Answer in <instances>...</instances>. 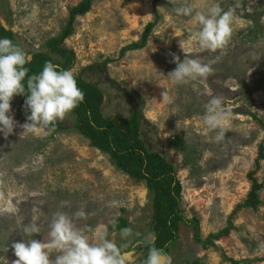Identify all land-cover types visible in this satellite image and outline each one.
I'll use <instances>...</instances> for the list:
<instances>
[{
  "label": "rangeland",
  "instance_id": "1",
  "mask_svg": "<svg viewBox=\"0 0 264 264\" xmlns=\"http://www.w3.org/2000/svg\"><path fill=\"white\" fill-rule=\"evenodd\" d=\"M82 2L0 0V25L31 62L38 52L59 66L65 59L52 54L47 42L62 34ZM211 2L93 0L87 13L75 17L63 47L75 56L76 78L102 91L103 116L121 121L140 110V139L175 170L181 187L178 230L163 247L171 264H264V0H215L234 13L230 42L212 52L191 40L184 52L180 41L195 29L190 17L175 10H206ZM149 24L146 44L121 53L142 43ZM175 56L198 59L213 72L206 80L177 85L167 77L177 67ZM23 97L11 102L13 134L0 133V264L18 259L12 243L24 241L27 225L39 227L34 239L49 242L57 212L72 216L90 238L89 228L100 227L122 246L127 264L139 263L148 252L145 240L155 233L159 246L162 232L147 180L130 177L81 135L72 113L57 123L66 131L22 137L28 122L20 112ZM216 97L229 114L220 142L203 120L205 105ZM255 192L258 203L247 205ZM80 210L86 216L75 218ZM122 220L132 230L126 238L112 230Z\"/></svg>",
  "mask_w": 264,
  "mask_h": 264
},
{
  "label": "clouds",
  "instance_id": "2",
  "mask_svg": "<svg viewBox=\"0 0 264 264\" xmlns=\"http://www.w3.org/2000/svg\"><path fill=\"white\" fill-rule=\"evenodd\" d=\"M175 11L177 15L190 17L189 23L195 29L188 34L186 40L180 41L184 52L185 43L191 40L197 41L202 49L212 52L223 49L230 42L234 13L232 10L222 9L215 0H212L206 10L184 6ZM31 59L11 39L0 38V133L5 138L13 134L16 127L11 115V102L17 95L27 97L26 106L30 112L28 122L22 126V137L38 130L55 131L56 124L84 100V93L77 84L75 68L62 69L48 61L39 74L29 76L26 65ZM174 62L177 67L167 77L177 85L206 80L213 72L209 64L188 56L183 61L175 56ZM162 95L163 100L168 97L167 92ZM222 105L221 98L210 99L205 105L203 116L207 128L216 133V142L224 140L229 116ZM74 215L75 218H84L86 213L80 210ZM88 231L94 232V236L90 238L78 229L74 218L63 212H57L53 216L49 232L51 240L47 243L33 238L40 233L36 224L27 225L23 229L24 241L12 243L14 254L18 258L14 264H127V253L122 251V246L108 238L106 231L100 227L89 228ZM131 231L130 228H124L121 236L126 238ZM156 239V234L151 233L145 240L148 247L145 264H171V258L164 248L156 246ZM53 253L60 254L53 260Z\"/></svg>",
  "mask_w": 264,
  "mask_h": 264
},
{
  "label": "trees",
  "instance_id": "3",
  "mask_svg": "<svg viewBox=\"0 0 264 264\" xmlns=\"http://www.w3.org/2000/svg\"><path fill=\"white\" fill-rule=\"evenodd\" d=\"M92 2L93 0H83L72 11L69 24L62 34L47 42V48L52 54L59 55L65 59V63L59 65L62 69H71L75 63L74 54L63 47V41L69 35L75 17L87 13L90 10ZM152 27V24L148 25L142 37V43L131 44L124 48L121 53L142 48L146 44L145 41ZM0 38L11 39L14 44L19 46L13 33L2 25H0ZM48 61L52 62L47 54L34 53L32 62L26 65L29 69V76L39 74ZM76 80L84 93L83 102L71 112L76 116V129L81 135L90 138L95 147L109 154L117 167L130 177L137 180H147L148 189L155 195L153 202L156 209L155 221L158 224V228L162 231L158 242L159 246L157 247H165L166 242L171 241L178 230L175 219L178 212L181 187L173 166L159 153L149 152L146 143L140 139L143 120L140 116V110H136L130 118L122 119L121 121L119 119L106 118L101 112V106L104 102L102 91L96 85L90 84L81 78H76ZM26 81L27 77L25 79V86ZM26 99L27 97L24 96L20 102V112L27 118L30 112L26 106ZM138 101L142 103L140 98H138ZM66 130L68 128L65 125L56 124L55 131L51 132L58 133ZM256 198L255 192L246 201L247 205H256L258 203ZM124 227H126V222L122 220V223L113 226L112 230L120 232ZM225 232L228 231L226 230ZM215 237L218 238L219 235ZM213 238L211 237L206 242H212ZM143 248L148 251L146 244L143 245ZM147 255L137 264H145Z\"/></svg>",
  "mask_w": 264,
  "mask_h": 264
}]
</instances>
